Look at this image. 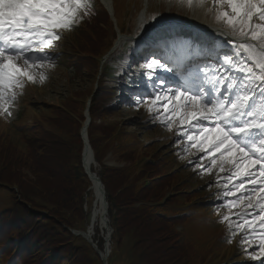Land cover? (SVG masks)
<instances>
[{"label": "trees", "instance_id": "1", "mask_svg": "<svg viewBox=\"0 0 264 264\" xmlns=\"http://www.w3.org/2000/svg\"><path fill=\"white\" fill-rule=\"evenodd\" d=\"M113 1L118 27L130 35L134 24L125 26L122 5ZM90 5L91 15L63 32L61 39L66 34L73 47L63 57L73 68L74 78L91 76L96 83L101 60L113 47L117 32L100 0H90ZM185 32L178 43L171 42L175 53V46L183 50L185 44L192 43V32ZM151 39L160 41V37ZM148 43L117 51L115 59L111 58L116 67L105 66L97 90L94 85L88 91H77L60 107L45 105L43 115L38 118L34 113L31 124L28 109L16 120H2L10 132L0 130V264H104L92 245L72 232L81 223L87 224L83 231L88 230L94 209L93 184L82 162L81 129L89 98L92 123L88 136L98 163L91 172L105 186L107 217L114 230L108 263L226 264L228 255L236 253L238 241L227 224H211L219 207L211 206L203 193L192 191L191 183L181 182V175L172 171L170 158L164 163L162 158L155 164L144 162L147 157L142 153L149 154L150 149L138 148L139 140L129 131L130 125L106 120L119 112L117 105L124 98L120 92L144 80L138 66L143 67L152 52ZM126 60L134 72H122L120 65ZM131 92L132 99L142 93ZM127 106L137 107L134 102ZM109 155L123 165L108 166L105 160ZM164 167L172 174L167 179H161ZM169 194L174 196L167 198ZM195 200L199 201L182 208L184 202L191 205ZM100 229L98 220L92 239L104 251L107 230L101 229L102 236ZM226 246L230 252L223 250ZM124 247L129 249L127 257L119 252Z\"/></svg>", "mask_w": 264, "mask_h": 264}, {"label": "snow or ice", "instance_id": "2", "mask_svg": "<svg viewBox=\"0 0 264 264\" xmlns=\"http://www.w3.org/2000/svg\"><path fill=\"white\" fill-rule=\"evenodd\" d=\"M186 2L189 7L193 3L203 7L208 0ZM211 3L208 10L215 11L216 22L235 38L225 41L229 47L210 57L211 66L198 67L192 86L167 81L158 70L172 71V65L155 56L146 59L147 71L141 74L149 90L140 93L134 104L149 105L150 113L155 108L153 119L164 116L161 123L169 131L178 122L176 135L181 140L173 143L186 140L185 153L196 149L204 154L189 161L200 175H212L218 169L215 183L221 186L224 180L223 196L235 197L225 201L230 214L222 221L233 236L247 226L241 243L256 247L244 251L250 260L264 264V0ZM90 8V0H0V114H12L18 92L27 83H35L39 69L52 64L50 50L58 46L56 41L91 15ZM45 78L39 75L41 81ZM192 128L197 131L193 133ZM219 173L228 174L221 177ZM234 179L240 183H233ZM246 184L254 187L246 188ZM233 207L242 211L232 213Z\"/></svg>", "mask_w": 264, "mask_h": 264}, {"label": "rangeland", "instance_id": "3", "mask_svg": "<svg viewBox=\"0 0 264 264\" xmlns=\"http://www.w3.org/2000/svg\"><path fill=\"white\" fill-rule=\"evenodd\" d=\"M118 2L122 5L120 8L123 11V22L125 23V26L133 22L134 30L131 33L132 35L139 36L142 33L146 32L145 35L137 41H131V42H123L122 46L118 48L117 51L125 50L127 47L138 45L140 42H149L148 45H150V48L152 51H155L151 54V56H148V60H151L154 56L159 57L162 63H168L165 61H162L165 58V54L162 51H158L159 48L158 43L160 42L163 46H169L171 42L178 43L179 37L182 34V32L188 33L192 32L194 38H191L190 41H192L191 44H187L185 46V51L179 50L178 53H186L188 49H191V53L197 52L196 57H192L187 63H184L185 56L183 58H180L179 62L181 61V64H185V67L182 68L181 66L174 67L171 63H168L172 65V71L176 74H186L189 75L190 73H186L187 70L191 66H199L202 60H198L199 57L202 55L201 52H207L208 55L213 56L215 52L225 49V43L223 39H220L222 36H226L227 33L222 34L220 29L216 30V26H223L222 23H217L215 20V11H209V8H212L211 0H208L207 3L203 7H201L197 3H193L191 7L187 4L186 0H148L146 8L142 11L144 0H118ZM115 5V4H114ZM225 11H229V9L225 8ZM141 16H140V12ZM164 15L166 17L164 18ZM155 16L156 20H153L152 17ZM140 17V21L138 22V19ZM202 17V19H200ZM164 18V19H163ZM135 20V22H134ZM202 20L205 21L206 24L202 25ZM173 22H187L189 24H194L195 27L200 26L201 30L200 32H196L194 28H181L178 24H175ZM189 24L185 25V27L190 26ZM193 25V26H194ZM203 28H205L203 30ZM212 28V29H211ZM193 29V30H192ZM159 30V32H157ZM217 31V32H215ZM219 34V35H218ZM187 35V34H186ZM64 39H60L59 41H56L57 47L51 49L50 51L54 55V59L52 60V64L48 67L39 69L37 72V78L35 83L29 82L25 85L24 89L20 92H18L16 101L11 105V115H0V130L2 133L6 134L9 133L10 127L7 125L6 122L2 121L3 119L10 118L11 120H16L19 115L22 112L27 111V119L29 120V124L32 123V118L34 113L40 118L44 111L43 108L45 105H52L55 107H60L62 102L71 96L73 93L77 91H88L90 88H93L95 83V78H92L91 76H86L85 78H74V72L73 68H71L69 65H67L65 55H69L71 53L72 45L68 36L65 34ZM151 37H160V41L152 40ZM155 39V38H154ZM173 40V41H171ZM66 41V42H65ZM130 45V46H128ZM126 46V47H125ZM229 47V46H228ZM159 52V56L157 53ZM115 54V53H114ZM112 54L111 57L115 59V55ZM194 54V53H192ZM199 56V57H198ZM168 58V57H167ZM142 57L138 58V61H140ZM128 62L122 61L121 65ZM139 64V62H136ZM111 66H115L114 62H111ZM116 67V66H115ZM142 68V67H141ZM147 71L142 68V72ZM198 72V68L196 70ZM158 72L163 76L166 71L164 70H158ZM43 74L46 78L41 81L39 79V75ZM85 74V72L83 73ZM119 73H116V76H119ZM164 77V76H163ZM170 77H168L166 80L171 82L169 80ZM196 79V78H195ZM183 79L180 77V81L182 82ZM142 81L138 86H130L126 89V91H121L120 95H123V101L118 103L117 108H119V112L115 114V116L108 117L106 120H114V121H122L125 124L130 125L129 131L132 133H136L138 138V148H148L150 149L149 154L142 153V156L147 157L146 161H150L151 164H155L157 160H161L162 163L164 161H167V159L170 158V166L174 167L172 171H177L180 175V181L181 182H188L191 183V190L194 192L203 193L205 196V199H209L207 201L210 202L211 206L219 205V214L211 221V224L213 227H220L222 223L224 225L226 222L222 221V217L224 215H229V210L227 207H225V201L226 200H233L235 197H228L225 198L223 196V192L225 189L222 187V185L225 183L224 180L220 181L221 186H217L215 183L216 181V173L218 172V169H213V174H199V169L194 170L192 164L189 163L191 160L197 159L198 156L204 155L203 153H197L196 149H190V153H185L183 151L184 147L188 145L189 142L186 140H183L179 144H174V141L181 140L180 137L176 135L177 131V123H174L172 126V130L169 131L166 127L165 123H161V120H164V116H161L160 120H154L153 117L157 115V110L153 108V111L150 113L147 108L149 105H141L140 107L136 108H128L127 105H130L131 102H134V99H132L131 91L133 90H141L142 88ZM187 86H191L192 82H187ZM99 86V83H98ZM149 90L148 85L144 87L145 92ZM162 112L163 109H160ZM167 114H165L166 116ZM185 128L188 126L185 125ZM191 131L195 133L197 130L195 128H192ZM105 163L108 166H114L119 167L123 164L118 162L116 157H113L109 155L107 159L105 160ZM207 164V161H205ZM98 166V164H97ZM97 166H94L93 168L96 169ZM168 167H164V169L161 171L162 178L161 179H167L172 175L169 172ZM228 173H219L221 177L227 175ZM245 180L248 178L245 177ZM233 183H240V180H233ZM246 188L254 187L253 185L246 184ZM172 197L174 194H171ZM171 195L169 194L167 198H170ZM237 195H240V193H237ZM95 196V194H94ZM196 199V198H195ZM194 200V199H193ZM199 200H195L193 204L189 205L187 202H184L182 205V208L191 207L192 205L196 204ZM201 201V200H200ZM96 197L94 199V209L91 210V216L93 211L96 209L95 206ZM187 203V204H186ZM0 206H2V203H0ZM87 209H89V206H87ZM232 213L241 212V207H233ZM247 211H251V209H247ZM209 214H212L211 211ZM205 217V216H204ZM213 218V217H212ZM236 217L233 215L231 216V219H235ZM111 221V219H110ZM90 224H91V217H90ZM90 224L88 227V230L83 231V228L86 229L85 223H81L77 229H72V232H84L86 234H90ZM112 227V226H111ZM113 229V228H112ZM101 230V229H100ZM249 231L247 229V226L241 233H237L235 238L237 239L238 243L236 244V253L233 252V254L228 255L229 258L225 259L226 264H259V261H252L249 259V256L244 251L245 248H247L248 252H251L253 248L256 247V244L254 243L252 247H249L247 244H241V238L242 233ZM114 232V231H113ZM91 235H94V231L91 233ZM101 235L103 236V231L101 230ZM105 235L107 236V232H105ZM78 236V235H76ZM106 238L105 236H103ZM106 240V239H105ZM107 242V241H106ZM112 243V242H111ZM258 243V242H257ZM91 244V243H90ZM94 244H97L96 241H94ZM92 245V244H91ZM93 247V245H92ZM105 247V245H104ZM94 248V247H93ZM99 248V246H98ZM100 249V248H99ZM230 249L226 246L223 250ZM101 250V249H100ZM96 251V249H95ZM103 251V250H101ZM105 251V249H104ZM103 251V252H104ZM113 251V245H111V253L109 256L112 255ZM97 252V251H96ZM120 254L124 257H127V254L129 256V249L127 247L122 248L120 251ZM230 252V250L228 251ZM98 253V252H97ZM99 254V253H98ZM100 256V255H99ZM227 256V257H228ZM108 257V261H109ZM102 260V259H101ZM103 261V260H102ZM109 264V263H108Z\"/></svg>", "mask_w": 264, "mask_h": 264}, {"label": "water", "instance_id": "4", "mask_svg": "<svg viewBox=\"0 0 264 264\" xmlns=\"http://www.w3.org/2000/svg\"><path fill=\"white\" fill-rule=\"evenodd\" d=\"M101 3L104 5V7L107 9V11L109 12L111 18L113 19V21L116 24V18L114 17V11H113V5H112V0H100ZM193 27V25H190ZM122 39H131V38H127V37H119V40ZM137 38H132L131 40H136ZM116 48V47H115ZM114 48V49H115ZM91 99L87 102V106H86V110L84 112V116H85V121L82 124V129H81V137H82V141H83V153H82V162H83V167L85 170V173L87 174V176L89 177L90 181L92 182V184L94 183V185H92V188H96V191L98 193H101V195L104 197V195H106V191H105V186L103 185L101 179L96 175V173H90V169H87L85 166V157L86 154H91L93 157V160H95V153L94 150L92 149V146L90 144L89 141V136H88V129L92 123V117L90 114V106H91ZM95 163L97 165V162L95 160ZM96 183V185H95ZM95 191V190H94ZM96 195V192H95ZM108 202L106 201V209H108ZM108 221L110 222V219H108ZM113 229L111 227V225L109 226V233H107L106 236V241L108 240V242H106L105 244V251H101L98 246L96 244H94V241L90 238V237H86L84 234L80 233V232H74L75 235H81L83 238L85 237L87 239V241L89 243H91L94 247V249H96V251L99 253L101 259L103 260L104 264H108V257L111 253V248H109V246H111V236L113 234ZM110 241V242H109Z\"/></svg>", "mask_w": 264, "mask_h": 264}, {"label": "bare ground", "instance_id": "5", "mask_svg": "<svg viewBox=\"0 0 264 264\" xmlns=\"http://www.w3.org/2000/svg\"><path fill=\"white\" fill-rule=\"evenodd\" d=\"M202 19V17L200 18ZM202 25L206 24L204 20H202ZM185 26V25H184ZM191 28H194V30L196 32H200L201 28L200 26H196V27H191ZM205 28H203L204 30ZM212 29V28H211ZM125 41V39H122L119 41V46L122 45V43ZM86 161H85V166L87 169H90V173L92 174L91 172V167L94 165V166H97L96 163H95V160H93V157L91 154H86V157H85ZM94 185V183H93ZM96 185V183H95ZM93 189V188H92ZM95 190V191H94ZM93 192L95 194L96 192V202H95V205L97 207V209L95 211H93L92 213V217H91V226H90V234H86L84 232H80L82 234H84L86 237H90L92 239V235L91 233L94 231V225L96 224V222L99 220V223H100V226H101V229L103 230H107V233H109V221H108V217H107V212H108V209H106V195H104V197L101 195V193H98L96 191V188L93 189ZM85 238V237H84ZM86 239V238H85ZM87 240V239H86ZM93 240V239H92ZM111 241V240H110ZM109 241V242H110ZM108 242V240H107ZM109 248H111V246H109Z\"/></svg>", "mask_w": 264, "mask_h": 264}]
</instances>
